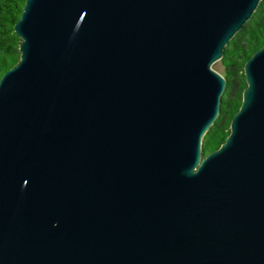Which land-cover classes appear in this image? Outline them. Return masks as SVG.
I'll list each match as a JSON object with an SVG mask.
<instances>
[{
  "label": "water",
  "instance_id": "water-1",
  "mask_svg": "<svg viewBox=\"0 0 264 264\" xmlns=\"http://www.w3.org/2000/svg\"><path fill=\"white\" fill-rule=\"evenodd\" d=\"M260 1H25L0 78V264H264V44L203 146L213 65Z\"/></svg>",
  "mask_w": 264,
  "mask_h": 264
},
{
  "label": "trees",
  "instance_id": "trees-1",
  "mask_svg": "<svg viewBox=\"0 0 264 264\" xmlns=\"http://www.w3.org/2000/svg\"><path fill=\"white\" fill-rule=\"evenodd\" d=\"M26 0H0V78L20 58V37L14 24L20 17ZM264 44V0H261L250 19L225 46V54L219 60L227 80L221 112L204 137L205 153L216 149L230 131L232 116L242 103L243 89L247 85L244 73L245 61Z\"/></svg>",
  "mask_w": 264,
  "mask_h": 264
},
{
  "label": "rangeland",
  "instance_id": "rangeland-1",
  "mask_svg": "<svg viewBox=\"0 0 264 264\" xmlns=\"http://www.w3.org/2000/svg\"><path fill=\"white\" fill-rule=\"evenodd\" d=\"M214 68H216L218 71H220L221 73L223 72V66L220 64L219 61H217L214 65Z\"/></svg>",
  "mask_w": 264,
  "mask_h": 264
}]
</instances>
